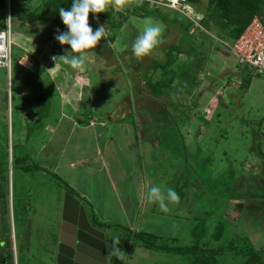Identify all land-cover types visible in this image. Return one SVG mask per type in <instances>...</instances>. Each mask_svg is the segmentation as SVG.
Wrapping results in <instances>:
<instances>
[{"label": "rangeland", "instance_id": "1", "mask_svg": "<svg viewBox=\"0 0 264 264\" xmlns=\"http://www.w3.org/2000/svg\"><path fill=\"white\" fill-rule=\"evenodd\" d=\"M10 1L0 0V28L8 25V14L4 11H8L9 4L10 8L24 7L30 6V1L33 0H13V4ZM207 4L208 0H201L199 4L189 3L182 9L185 11L192 6L197 13L204 15ZM107 12L109 15H105L106 12L89 13V24L93 30L103 24L108 36L101 38L95 48L97 54L90 57L98 62L92 69L95 101L103 103L105 95L116 97L118 92L123 93L122 97H131V100L133 93L142 97L140 90L143 81L142 91L151 92L156 97L161 96L162 100L159 101L167 106V113L158 111L149 125L141 122L143 137L145 131H153L159 137L158 140H161L160 150L163 151L162 154L157 148L155 153L150 143L143 142L140 146L141 162L148 163L153 155L157 170L166 171L167 167L178 165L177 158L181 161L179 168L174 167L171 173L163 175V179L156 180V186L162 191L166 190L167 185L177 191L184 184L177 191L180 197L178 204L165 201L167 213L176 217L164 233H160L161 229L157 225H170V222L162 217L155 219L156 225L151 226L152 232L174 236L178 238L174 244L178 245L192 240L195 223L198 225L204 221L209 230H212L219 219H224L229 238L225 240V237L221 242L226 243L228 239L239 240L238 238L242 240L246 236L250 240L249 245L259 252L264 262L263 185L255 188L256 190L250 189L258 194L253 198H246L237 217L232 218L237 213V192L241 187L254 185L255 181L264 182V74L251 75L238 55L223 43V38L230 39L217 28L212 32H204V37L201 33L198 34L201 41H192L186 40L182 25L167 24L156 18L151 19L163 25V43L151 54L138 59L132 52V44L145 27L147 17L140 15L143 9L133 5L121 12L109 6ZM166 13L169 18H173L175 12L169 8ZM118 22H122L120 27L115 25ZM44 25L62 32L58 23L47 22ZM32 32L35 33L33 30ZM177 47L184 51L178 52ZM12 48L11 63H15L20 49L14 42ZM101 65L106 66L105 69ZM97 70L101 72L96 73ZM104 75L110 77L103 80L102 85L98 77ZM46 76L43 74L45 78L42 84L39 80L33 81L31 77V80H27L30 82L28 84H24V79L13 82L9 79L8 70L0 67V264H56L57 243L54 240L58 242L57 224L63 206L60 189L72 184V176L78 170H63L61 167L63 174L60 173L59 178L43 169L44 159L55 158L58 161L73 156L70 134L64 138V142L59 139L54 145L52 139L46 148L42 145L43 138H53L55 135L40 131V107H45L40 105V89L45 88L44 92L48 94L49 91H56V87L51 85ZM112 80H115L114 83ZM22 86H27L28 89L21 90ZM56 101L58 102L54 96V102ZM112 106L113 104L109 105ZM33 113L38 114V121H32ZM140 113L141 117H152L147 115V110L141 109ZM129 119L134 121L132 117ZM179 138L183 139V145ZM106 144L105 140L100 142L101 148L104 149ZM163 148H169L173 153L167 156ZM54 149L59 152L53 154ZM62 149L67 153L60 152ZM200 150L202 152L197 157ZM187 160L189 163L185 169ZM1 162L7 164L3 165ZM113 175L116 176L115 173ZM95 177L96 183L88 184L86 192H93V188L100 193L101 190L106 193L109 189L113 191L107 197L113 204L109 215H113L116 222H108L112 227L103 224L108 248L111 251L113 237L120 240L127 234L131 241L126 242L136 243L132 232L125 229L129 227L126 218L132 211L123 213L117 207V200L113 198H116L114 191L118 189L110 186L109 177H104L99 170ZM96 196L94 198L97 203L101 198ZM133 196L131 193V198L134 199ZM102 198L104 203L105 196ZM127 207H130L129 204ZM157 210L161 211L159 204ZM100 213L106 215L108 211L105 213L100 210ZM136 244H129L124 249V264H177L181 257ZM241 244L238 243L239 248ZM244 260V257L226 253L222 262L243 264Z\"/></svg>", "mask_w": 264, "mask_h": 264}, {"label": "crops", "instance_id": "2", "mask_svg": "<svg viewBox=\"0 0 264 264\" xmlns=\"http://www.w3.org/2000/svg\"><path fill=\"white\" fill-rule=\"evenodd\" d=\"M44 1L45 0H33L30 1V6L17 7L32 11L40 7ZM4 13L8 14L7 11H4ZM4 17L5 16H3V18ZM11 19H13L11 24L12 45L14 42L18 45L20 50L16 54L15 63H11L10 69H7L9 79H12L13 82L24 79L26 81L24 84H28L30 82L27 80H31L32 78L33 81L39 80L38 82L42 84L45 78L43 74H45L47 75L46 79L49 80L51 85L56 87V91H49V94L44 92L45 88L40 89V105H45V107H40V131L49 132V135L52 134V136L55 134L53 138L49 136V138L45 137L42 139L44 140L42 142L43 147L46 148L48 142L52 139L54 145H56L59 139L64 142V138H67L68 134H70L72 138V143L70 145V149L73 150L72 158H67L66 160L61 158L58 161H56L55 158L51 160L44 159L43 169L51 174L57 175L59 178L60 173L63 174L60 170L61 167L63 170L70 168H76L78 170V172L72 176V184H68L73 189V192L67 190L65 187L64 189H60L63 197L66 191L75 195L80 200L81 204L84 205L90 222L95 227L102 229L106 235V230L101 224L112 227L108 222H116V218L113 215H109L113 204L107 197L110 196L113 191L109 189L106 193L101 190L100 193L97 189L93 188V192H86L88 184L92 185L96 183L97 178L95 177V173L99 170L104 177H109L108 181L111 182L110 186L118 189L114 191V196H116V198L113 199L117 200V207H119L120 211L123 213H127L128 210L132 211L129 217L126 218L129 228L135 231L159 234L157 232H152L151 226L156 225L155 219L162 217L164 220L170 222V225H166V223L157 225L158 228L161 229L160 233H164L167 226L173 224L174 217L176 216L162 210H157L158 203H148L147 193L152 186L157 185V179H163L165 177L163 175H166V172L171 173L174 167L179 168L181 166V161L180 158H177V166L171 165V167H167L166 171L157 170V167L154 166L156 160L153 155L151 157L152 160L148 163L146 161L145 163L141 162L142 149L140 148L143 142L150 143L155 153L157 152V148L159 150L161 148L162 143L160 142L161 140H158L159 137L151 130L145 131L143 137V131L140 126L143 122L149 125L158 111L163 114L164 111L167 113V109H165L167 106L159 101L161 96L156 97V95L153 96L151 92L145 93L140 90L141 93H139L143 96L139 97L138 94L133 93L134 97H132L131 100V97H122L123 93L118 92V96L108 97V95H105L104 99L106 100L103 103H96L93 89L95 83L92 75V71L94 70L92 69L94 65H96L95 63L98 62L89 58L84 72L72 69L59 59L55 62L52 59L53 56L64 54L65 49L70 50V46H62L59 41L55 39V35L57 34L56 28L50 26L46 27L44 25V23L47 22L50 24L56 22L46 19H24L17 15L16 18L11 16ZM32 30L35 31V33L32 32ZM37 32H40V34ZM103 66L104 65H101V67L105 69L106 66ZM100 72L101 70L96 71V73ZM107 77L110 76L104 75L98 78L102 83ZM98 78L96 80H98ZM112 81L114 83L115 80ZM117 84L119 85L118 82ZM102 85L104 84L102 83ZM23 88H27V86H22L21 90H23ZM46 89L48 90V88ZM54 96H56L58 100L56 103L54 102ZM168 97L170 96L168 95ZM167 100L169 102L168 98ZM112 104L113 106L109 107V105ZM141 109L147 110V115H151L152 117H141ZM32 117V121H38L37 113H33ZM131 117L134 119L133 122L129 119ZM112 132L114 134H112ZM179 139L183 145V139ZM103 140L107 143L104 149L100 146V142ZM185 145L184 147L186 149ZM58 146V148H61V145ZM167 149H164V153L167 156L173 153V151L170 149L168 151ZM147 151L144 152L147 153ZM58 152L57 149L52 150L53 154ZM60 152L63 154L64 152L67 153V151L63 149ZM160 152L163 154V151L160 150ZM201 152L202 150L198 151L199 154L197 157ZM62 153L61 155H63ZM180 153L178 152V154ZM187 163H189V160L184 164L185 169ZM111 166H113V168H111ZM114 173L116 175L115 177L113 175ZM181 177L177 176V178ZM86 179L89 181L87 182ZM182 186L180 185L179 188ZM121 187L123 189L120 190L119 188ZM167 188H169L168 185L166 189ZM179 188L177 191H179ZM131 193L134 194V199L131 198ZM101 194L105 196L104 203L101 200L104 199ZM94 195L101 198L97 203L95 202ZM128 204L130 207H127ZM100 210L105 213L108 211V213L103 215L100 213ZM150 221L154 222L152 223ZM59 224L60 221L57 224V228H59ZM194 225L196 226V223ZM162 236L174 238V236L169 235ZM54 242L57 243V240H54ZM106 244L108 258L110 260L112 246L110 251L107 239Z\"/></svg>", "mask_w": 264, "mask_h": 264}, {"label": "trees", "instance_id": "3", "mask_svg": "<svg viewBox=\"0 0 264 264\" xmlns=\"http://www.w3.org/2000/svg\"><path fill=\"white\" fill-rule=\"evenodd\" d=\"M12 1L13 0H11L10 3H12ZM189 1L195 4H199L201 2V0ZM72 3L73 0H45L43 4L40 5V7L32 11H27L26 8L11 6L10 15H17L24 19L50 20L58 23L62 31H67L66 26L60 19L59 8L63 7L66 10H70ZM150 4L151 3L148 0H143V5L140 6L143 9V12H141L140 15L147 18H156L167 24L178 23L182 25L186 40L201 41L199 37L200 33L204 37V32H212L213 29L217 28L222 34H224V36L230 39L228 40L223 38V40H226L228 43H234L255 16H258L264 24V0H208L206 12L200 20V24L203 28L196 27L194 22L179 10L170 8L175 13L173 18H169L168 14L166 13V10L169 9L168 7ZM105 15H109V12H106ZM121 24L122 22H118L115 25L120 27ZM176 50L178 52L184 51L181 47H177ZM186 52L189 53L190 51ZM167 63H169V60ZM148 83L153 84L151 81H148ZM141 86L143 89V82ZM1 163L3 165L7 164L4 162ZM262 185L264 187V182L260 183L255 181L254 185L248 184L246 185V188L241 187L239 192H237V213L232 218L237 217L241 210V204L246 200V198L250 196L253 198L258 194L251 192L250 189H255L257 187L260 188ZM65 188L73 192V189L68 184L65 185ZM101 225L103 226V224ZM226 225L227 222H225L224 219H219L215 227L212 230H209L208 226H206L204 221H202L192 230V240L190 242L187 241L186 243H179L178 245L174 244L177 242L176 240L178 238L168 237L169 239H166L164 236L155 233L133 231L129 227H125V229L128 228L127 230H129L130 233L132 232V237H134L137 241L136 243L140 245L142 244L147 248L162 250L174 254L177 257L181 256L177 264H224L222 259L226 253H230L238 257H244L245 260L243 264H264L259 256V252L255 251L254 248L249 245L250 240L246 239V236L242 237L243 241L238 238L239 240L228 239L226 243L221 242L225 237V240L229 238L227 236L228 232ZM128 236L129 234L120 239L119 247L123 251L129 247V244H136L135 242L128 244L126 241H131V237ZM171 243L172 245H170ZM238 243H242L240 248ZM109 264H124V260L117 259L116 256L111 254Z\"/></svg>", "mask_w": 264, "mask_h": 264}, {"label": "clouds", "instance_id": "4", "mask_svg": "<svg viewBox=\"0 0 264 264\" xmlns=\"http://www.w3.org/2000/svg\"><path fill=\"white\" fill-rule=\"evenodd\" d=\"M135 5L140 7L143 0H73L70 10L59 8V16L67 31L57 30L55 39L63 45H70V50L65 49L64 54L53 56L57 62L59 59L72 69L84 72L90 57L95 56V48L101 38H107L105 25H100L95 31L89 24V13L99 14L107 12L109 6L117 11H124L126 7ZM98 19V16H96ZM163 25L153 22L151 18L145 19V27L132 44V52L138 59L143 58L153 52V50L163 43ZM178 204L180 197L178 193L168 188L162 191L158 186H152L147 193L148 203H158L162 211L167 212L168 206L165 201ZM112 255L117 259H123L125 252L119 247L120 240L113 237ZM109 264V263H108Z\"/></svg>", "mask_w": 264, "mask_h": 264}, {"label": "water", "instance_id": "5", "mask_svg": "<svg viewBox=\"0 0 264 264\" xmlns=\"http://www.w3.org/2000/svg\"><path fill=\"white\" fill-rule=\"evenodd\" d=\"M62 204L56 264H108L105 232L90 222L71 192H65Z\"/></svg>", "mask_w": 264, "mask_h": 264}, {"label": "built area", "instance_id": "6", "mask_svg": "<svg viewBox=\"0 0 264 264\" xmlns=\"http://www.w3.org/2000/svg\"><path fill=\"white\" fill-rule=\"evenodd\" d=\"M10 0H8L9 3ZM152 5L166 6L183 12L188 16L196 27H202L200 20L203 15L195 9H182L190 2L189 0H148ZM8 25L0 29V67L10 69L12 60L11 21L10 4L8 5ZM192 13V14H190ZM194 29V28H193ZM234 53L238 55L241 62L251 75L264 74V24L258 16H255L245 28L243 33L234 42L229 44L223 41Z\"/></svg>", "mask_w": 264, "mask_h": 264}, {"label": "flooded vegetation", "instance_id": "7", "mask_svg": "<svg viewBox=\"0 0 264 264\" xmlns=\"http://www.w3.org/2000/svg\"><path fill=\"white\" fill-rule=\"evenodd\" d=\"M58 230V235H59V230H60V224H59V228L57 229ZM58 243V242H57ZM57 245V244H56ZM55 245V247L57 248V246ZM57 252V251H56Z\"/></svg>", "mask_w": 264, "mask_h": 264}]
</instances>
